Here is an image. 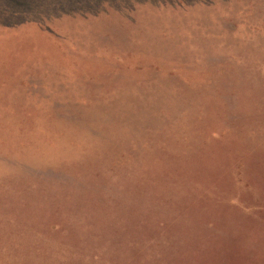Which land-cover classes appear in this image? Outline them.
<instances>
[{"label":"rangeland","instance_id":"1","mask_svg":"<svg viewBox=\"0 0 264 264\" xmlns=\"http://www.w3.org/2000/svg\"><path fill=\"white\" fill-rule=\"evenodd\" d=\"M23 154L0 264H264V0H0Z\"/></svg>","mask_w":264,"mask_h":264},{"label":"trees","instance_id":"2","mask_svg":"<svg viewBox=\"0 0 264 264\" xmlns=\"http://www.w3.org/2000/svg\"><path fill=\"white\" fill-rule=\"evenodd\" d=\"M232 62H233V64H235L236 66H238L240 68L244 67L243 63H237L235 61H232ZM38 154H39V156H43L44 153L42 154L41 152H39ZM38 154H37V156H38ZM44 155L46 156V154H44ZM31 157H32L31 155L23 154L20 157H18L17 159H8V160H6V159L1 160L0 159V164H3V166L0 167V179H4L5 177H8L13 172H19L18 164H22V163L24 164L25 163V164H30L32 166H34V165L36 166L38 164L43 165L42 160L45 157L42 160H41L42 157H38V158H36V157L31 158ZM46 157H48V156H46ZM34 161H36L37 163H35Z\"/></svg>","mask_w":264,"mask_h":264},{"label":"crops","instance_id":"3","mask_svg":"<svg viewBox=\"0 0 264 264\" xmlns=\"http://www.w3.org/2000/svg\"><path fill=\"white\" fill-rule=\"evenodd\" d=\"M257 211L259 213H264L263 208H258ZM257 236H260L258 238V246L264 248V220L261 219V217L253 219V239Z\"/></svg>","mask_w":264,"mask_h":264}]
</instances>
